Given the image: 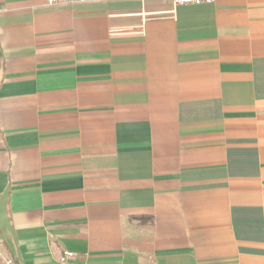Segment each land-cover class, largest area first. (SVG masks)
<instances>
[{"label": "crops", "instance_id": "crops-1", "mask_svg": "<svg viewBox=\"0 0 264 264\" xmlns=\"http://www.w3.org/2000/svg\"><path fill=\"white\" fill-rule=\"evenodd\" d=\"M5 259L264 264V0H0Z\"/></svg>", "mask_w": 264, "mask_h": 264}, {"label": "built area", "instance_id": "built-area-1", "mask_svg": "<svg viewBox=\"0 0 264 264\" xmlns=\"http://www.w3.org/2000/svg\"><path fill=\"white\" fill-rule=\"evenodd\" d=\"M60 1H67V2H85V1H100V0H49L50 3H58ZM173 3L175 5H179V4H188V3H201V2H205V3H211V2H215V0H172ZM68 256H73L72 252H69L67 254ZM3 264H20L16 261H14L13 259H5L3 261Z\"/></svg>", "mask_w": 264, "mask_h": 264}]
</instances>
